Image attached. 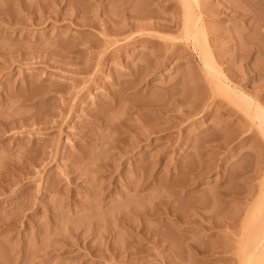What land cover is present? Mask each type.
I'll return each mask as SVG.
<instances>
[{
	"label": "rangeland",
	"instance_id": "1",
	"mask_svg": "<svg viewBox=\"0 0 264 264\" xmlns=\"http://www.w3.org/2000/svg\"><path fill=\"white\" fill-rule=\"evenodd\" d=\"M120 1L149 11L146 23L182 16L181 0ZM225 1L200 0L210 40L222 36L217 85L186 40L142 76L152 44L85 26L109 0H0V264H245L264 193L253 110L264 114V56L252 51L239 66L234 48L244 26L264 48L254 30L264 0L242 18ZM171 26L134 36L184 38ZM231 79L253 101L250 114ZM146 126L158 132L150 146L134 138Z\"/></svg>",
	"mask_w": 264,
	"mask_h": 264
},
{
	"label": "bare ground",
	"instance_id": "2",
	"mask_svg": "<svg viewBox=\"0 0 264 264\" xmlns=\"http://www.w3.org/2000/svg\"><path fill=\"white\" fill-rule=\"evenodd\" d=\"M109 1L111 2L112 0H109ZM114 1L117 2L120 0H113L112 2L114 4L111 2V5H113L112 8H107L108 6L105 7L102 11L103 16L101 18H95V20H93L92 22H89L87 20L85 26L94 27L95 24H97V25L100 24L103 26V29H104L106 35H108V34H109V36L113 35L117 38L122 36V39L125 41H134V42L145 41L149 44H152V46L154 47V50L157 51V53L152 52L151 55L149 54L150 56H148L147 60L146 61L144 60L145 62H143V64H145V65L141 64L140 66H137V68H139L143 71V73L142 72L140 73L142 76L148 77L151 75L152 72L163 67L165 61L173 56L174 52L173 51L168 52V50H171L176 46L177 43H175L174 41L182 42L183 40H186L189 44H191L194 47V50L199 54L200 60L202 61L203 69L205 70L207 76L212 81H218L217 83H215L217 85L221 82V79H220L221 78V72L215 64L216 57H215V50L213 48L216 47V45H220V43H218V42L222 39V36L216 35V36L212 37V39L210 40V37L208 36L210 31L206 25L207 20L202 18V16H201V14H203L202 12L206 11V9H205V6L200 3V0H181V6H182L181 7L182 16L180 15L181 20L178 21V19L180 17L175 18L176 21H172L171 25H174V26L176 25L177 27H181L184 38L178 39V38L169 37V39H171V41H173L171 43L159 42L157 40L155 41V40H151L149 38H141V37L137 38V36H134L136 34H138L139 36L149 35L148 29H153V28H158V30H163V31L166 30V31L172 32L173 27L171 25H168V24H166V25L158 24L157 22H154L152 24L146 23V21L151 19V15L149 16V14H150L149 11L139 8V5H138V10H137V7H136L137 5H135L137 3H135L133 6L131 5L132 3L131 4L127 3L129 5V6H127L125 2L123 3L120 1V2L115 3ZM234 1H236V3ZM110 2H109V5H110ZM225 2H226V3H224L225 7H227V3L231 4L232 13L234 16H236L238 18H242V17H246V15L248 14L246 8L250 4L258 3L259 0H253V1H251V0H233V1L226 0ZM106 5H108V4H106ZM111 5L109 7H111ZM140 11H142V12H140ZM145 11L148 14L145 13ZM257 11L255 10L254 12H257ZM254 12H252V15L253 14L255 15ZM260 12H261V14H260L259 18L257 16V13H256L257 17H254V18H257L256 22L254 24V30H255V33H260L261 35H264V32H262V30L264 29V13H263V11H260ZM54 14H55L54 16L60 17L59 11H56ZM123 16H124V18H123ZM173 22H174V24H173ZM244 29H245V31L241 33V36L242 35L243 36L241 37V39L240 38L238 39V43L235 46L236 48H234L235 49L234 51L236 52V56H237L236 63H238L239 66L243 65V62L247 61V59L249 58V55L251 54L252 51H258L261 55L264 56V48H261L260 47L261 45H259L257 43H253L254 40L251 37L247 36L248 32L250 31V28L248 26H244ZM106 32H108V33H106ZM245 35L247 36V38H243V37H245ZM97 42H98V40H97ZM97 42L95 41V43H97ZM128 44L129 43H127V45ZM233 60H235V59L233 58ZM232 62H230L231 65H234L233 64L234 62L233 63ZM137 68H136V70H137ZM227 68L230 69V66H228ZM134 72H135V70H134ZM235 79L227 80L226 84L227 85L231 84V86H230L231 88L234 87V90H235L234 92L237 95H239L238 99L240 100V103H241L240 109L242 110V112H244L248 115V114H250V112H252V105H253L252 102L253 101L250 100V98L248 97V93L246 91L241 90L237 85H235L233 83V81H235ZM220 87H222V86H220ZM117 100L119 101L118 95L116 93V95L113 98H111V100H110L111 104L112 103L114 104L115 102H117ZM253 110H255L254 111L255 113L253 112L255 114L254 119L257 120V123H258L260 130H261V133L264 136V114H260V112L262 113V111H260L258 109L257 110L253 109ZM228 113L229 112H227V114ZM230 113H232V112H230ZM253 113H252V115H253ZM232 114H234V113H232ZM188 117H190V116H188ZM151 128H150V126H146L141 131L134 133L135 140L138 142H141V143L144 142L146 145L150 146L151 142L153 141V137H152L153 134L158 133V132L154 131L153 129L151 130ZM246 140H247V138L243 137L240 141L243 142ZM219 150H221V149H219ZM224 161H225L224 158L223 159L222 158L217 159L218 164H222ZM234 172L235 171L233 170L229 174L231 179L233 177L238 176L237 175L238 173L235 174ZM233 173L236 176H234ZM147 177L151 178V177L146 175V177L144 178L145 180L143 181L142 184L144 186L143 189L144 190L147 189V193H148L151 190L149 187L152 184L148 183V181H150V179L148 181H146ZM230 178L228 177V180ZM231 179H230V182L232 181ZM142 184L140 183L139 186ZM132 185L133 186L130 188L133 192V190H134V188H136V186L134 184H132ZM139 186H137V189H139ZM127 189H128V187H127ZM137 189H135L134 192H139L141 190V189H139V191H138ZM148 189H149V191H148ZM95 195L92 194L93 197ZM96 196H95V199H97V197L99 198L100 195L97 197ZM120 196H122V193L120 194ZM65 200L67 201L68 197L65 198ZM147 200H148V202H147V205L145 206L146 209H145V207L142 208L143 212L146 211L145 214H147V212L149 213V211H148L149 207H147L150 204L149 203V197ZM68 201H70V200H68ZM95 201L98 202V200H95ZM70 202H73V201H70ZM27 206L28 205H26V207ZM262 207H264V193L262 194L261 199L259 200V207H258L259 212L258 213L255 212V214H256L255 215L256 228L253 229L254 232L251 236V240L249 242V247L246 250L245 261H244L245 264H257L256 263V256H258V254L261 252L262 247H263L262 234H263V230H264V218H263L264 210L262 209ZM22 208H24V206L20 205L18 213L19 212L21 213V211L26 209V208L25 209H22ZM27 209H29V207ZM142 210L137 211V213H139V212L143 213ZM256 211H258V209ZM22 214H23V212H22ZM38 230H40V229L38 228Z\"/></svg>",
	"mask_w": 264,
	"mask_h": 264
}]
</instances>
